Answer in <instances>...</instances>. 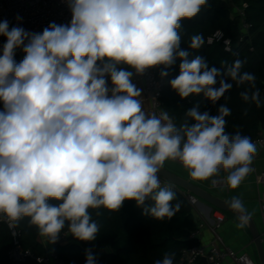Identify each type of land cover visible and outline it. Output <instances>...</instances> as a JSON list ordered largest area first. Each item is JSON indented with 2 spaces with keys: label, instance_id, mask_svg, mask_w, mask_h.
<instances>
[{
  "label": "clouds",
  "instance_id": "1",
  "mask_svg": "<svg viewBox=\"0 0 264 264\" xmlns=\"http://www.w3.org/2000/svg\"><path fill=\"white\" fill-rule=\"evenodd\" d=\"M207 2L66 0L68 24L51 22L34 33L0 22L6 38L0 54V220L15 228L28 218L45 244H55L65 228L76 240L95 241L101 226L90 210L97 216L101 209L119 211L127 200L144 215L170 220L181 205L172 203L170 186H161L158 173L167 160L179 161L194 180L224 172L227 187L240 186L258 148L249 136L225 131L226 104L215 115L194 106L178 126L166 110L147 113L143 90L133 83L134 76L161 66L164 79L179 60L169 85L181 99L203 94L216 104L234 82L248 86L239 93L244 102L261 106L255 74L241 71L244 61L222 70L203 56L189 59L181 47L182 21ZM190 39V49L202 47L200 34ZM17 49L24 53L20 62ZM225 203L237 214L236 226L245 227L251 213L243 201ZM174 256L165 253L155 264H174ZM96 260L86 249L85 264Z\"/></svg>",
  "mask_w": 264,
  "mask_h": 264
},
{
  "label": "trees",
  "instance_id": "2",
  "mask_svg": "<svg viewBox=\"0 0 264 264\" xmlns=\"http://www.w3.org/2000/svg\"><path fill=\"white\" fill-rule=\"evenodd\" d=\"M238 9H243V16ZM243 23L248 25L246 29ZM217 29H222L231 38V51H226L222 42H207V36ZM180 32L181 47L190 52L189 59L200 55L207 59L210 67L222 70L236 59L244 61L241 71L255 74V84L260 90L262 104L257 107L254 103L244 102L239 93L248 86L236 87L234 82L233 88L216 104L207 100L203 94L181 99L169 85V81L179 74L180 61L177 60L166 77L167 84L162 93L164 109L179 126L185 122L187 111L194 106L198 105L201 112L209 111L215 115L218 107L226 104L231 109V114L226 117L227 133L235 134L239 131L251 140L259 136L264 126V0H208L196 17L182 21ZM196 34H200L204 42L201 48L193 50L188 46L190 38ZM15 60L20 62L22 59L15 56ZM161 67H157L158 76ZM2 108L0 104V110ZM188 123L193 121L189 120ZM171 189L176 194L172 203L179 202L181 207L170 220H157L144 215L143 209L137 207L135 201L127 200L119 211L101 209V215L97 216L95 210H90L92 218L101 226L95 241L83 242L72 237L69 243L57 245L55 249L66 264H85L86 249L93 250L97 257L96 264H155L157 260L163 259L165 253H175L174 264H177L182 250L197 243L189 235L198 223L193 213V204L187 195ZM50 202L59 203L54 200ZM151 203L150 200L146 201V204ZM19 227L23 246L30 248L36 255L43 254L45 245L36 227L29 224L28 218L21 220ZM11 246L10 230L5 223H0V264H12L8 255ZM20 264L41 263L29 257Z\"/></svg>",
  "mask_w": 264,
  "mask_h": 264
},
{
  "label": "built area",
  "instance_id": "3",
  "mask_svg": "<svg viewBox=\"0 0 264 264\" xmlns=\"http://www.w3.org/2000/svg\"><path fill=\"white\" fill-rule=\"evenodd\" d=\"M246 6V4H244ZM240 15H244L243 9H238ZM22 19L18 22L17 17ZM7 20L9 27L20 26L29 32L40 33L51 22L56 24H68L71 20V12L67 6L66 0H0V22ZM248 25L243 23V28ZM6 38L0 36V54ZM208 43L222 42L226 51L233 49L231 38L227 37L222 29H217L207 36ZM16 57L23 59L24 53L16 50ZM167 84V79H161L157 74V67L148 69L144 73L143 87L145 94L150 100V113L159 115L161 111H165L162 101L163 89ZM110 86V80H109ZM257 144V148L264 145V135L252 140ZM258 155H255V157ZM254 157V158H255ZM179 162L177 160H174ZM180 163V162H179ZM159 175V174H158ZM257 182L264 187V170L257 174ZM161 186L177 189L187 195L193 205L198 203V197L176 183L159 175ZM186 191V192H185ZM262 221L264 226V193L261 203ZM222 219L217 218L215 225L212 227L214 236L209 243L202 242L200 235L204 223L197 225V228L190 232L189 238L196 239L197 243L184 248L181 252L177 264H257L256 260L246 251H239L227 246L221 235L217 232V228L221 225ZM5 223L10 230L12 237V246L8 251V255L12 264H20L29 257H33L41 264H66L65 260L59 256L55 247L61 244H67L72 240V236L64 230L60 238L55 244L45 246L43 254H34L30 248H25L22 244V231L19 225L15 228Z\"/></svg>",
  "mask_w": 264,
  "mask_h": 264
},
{
  "label": "crops",
  "instance_id": "4",
  "mask_svg": "<svg viewBox=\"0 0 264 264\" xmlns=\"http://www.w3.org/2000/svg\"><path fill=\"white\" fill-rule=\"evenodd\" d=\"M143 80L144 75L133 77V83H135L138 88L143 90L141 98L143 100V108L147 113H150L151 104L150 100L145 94ZM261 133L264 135V126L261 130ZM164 166L206 189L216 197H221L226 200H231L233 197H239L243 201L249 213H251V217L262 234V238L264 240V226L261 210L264 187L257 182L256 177L257 174L264 170V145L259 148L258 155L253 159L251 165L253 171L236 189H230L227 187L224 181L226 176V173L224 172H221L219 176L212 177L209 180L201 181L191 178L189 175V170L179 162L167 160L165 161ZM213 180L216 181L215 184H213ZM193 213L198 224L204 223L200 235L202 242L209 243L213 239L214 233L212 227L215 225L216 219L221 218L222 222L217 228V232L221 235L224 243L235 250L248 252L256 260L257 264H260L258 250L254 242L253 235L251 234L249 225L247 224L243 228H238L236 226L238 223L236 213L212 206L209 202L202 198H198V203L193 205ZM44 245L47 246L49 244L44 243Z\"/></svg>",
  "mask_w": 264,
  "mask_h": 264
},
{
  "label": "water",
  "instance_id": "5",
  "mask_svg": "<svg viewBox=\"0 0 264 264\" xmlns=\"http://www.w3.org/2000/svg\"><path fill=\"white\" fill-rule=\"evenodd\" d=\"M121 67L127 68L126 65H121ZM160 176L169 179L170 181L176 183L180 187L184 188L188 192L196 195L198 198H202L209 202L212 206H216L222 210L225 211H231L227 204L225 203L226 199H223L221 197H216L212 195L209 191L206 189L200 187L199 185L191 182L190 180L180 176L176 172L168 169L163 165L160 173H158ZM233 212V211H232ZM251 234L253 235L254 242L256 244L257 250H258V257L260 264H264V244H263V238L262 234L260 233L258 227L256 226L254 220L252 217L250 218L248 222Z\"/></svg>",
  "mask_w": 264,
  "mask_h": 264
}]
</instances>
